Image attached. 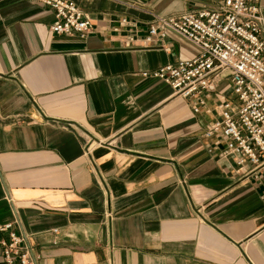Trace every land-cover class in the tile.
Instances as JSON below:
<instances>
[{"label":"crops","instance_id":"crops-1","mask_svg":"<svg viewBox=\"0 0 264 264\" xmlns=\"http://www.w3.org/2000/svg\"><path fill=\"white\" fill-rule=\"evenodd\" d=\"M74 2L85 40L53 35L39 3L0 0V226L17 221L37 264H264V173L204 137L228 84L194 114L142 75L197 56L172 31L139 40L207 3Z\"/></svg>","mask_w":264,"mask_h":264},{"label":"built area","instance_id":"built-area-1","mask_svg":"<svg viewBox=\"0 0 264 264\" xmlns=\"http://www.w3.org/2000/svg\"><path fill=\"white\" fill-rule=\"evenodd\" d=\"M31 1L53 11V35L85 40L91 34L92 19L74 0ZM204 1L207 4L199 10L157 17L139 40L150 47L163 42L172 31L194 45L197 56L142 75L164 82L175 95L188 99L194 114L206 108L207 97L221 83H227L230 94L217 97V119L207 126L204 137L214 139V150L222 144L223 155L234 157L238 167L248 164L252 173H264V17L260 0ZM134 41L138 39L127 36L124 44L130 46ZM17 226V221L0 226L4 263L37 264L38 257L24 234L16 232Z\"/></svg>","mask_w":264,"mask_h":264},{"label":"rangeland","instance_id":"rangeland-1","mask_svg":"<svg viewBox=\"0 0 264 264\" xmlns=\"http://www.w3.org/2000/svg\"><path fill=\"white\" fill-rule=\"evenodd\" d=\"M224 85H225V84H222V85H221V88H222Z\"/></svg>","mask_w":264,"mask_h":264}]
</instances>
